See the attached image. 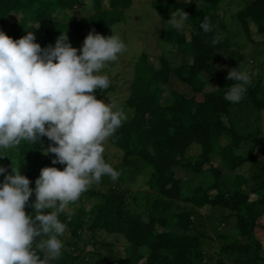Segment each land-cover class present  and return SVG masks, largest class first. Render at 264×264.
Returning <instances> with one entry per match:
<instances>
[{
	"label": "trees",
	"instance_id": "trees-1",
	"mask_svg": "<svg viewBox=\"0 0 264 264\" xmlns=\"http://www.w3.org/2000/svg\"><path fill=\"white\" fill-rule=\"evenodd\" d=\"M150 1L164 19L160 36L171 46L177 64L166 54L157 61L148 53L141 55L126 100L133 115L112 136L123 164L131 168L138 161L148 168L147 190L132 195L121 186L105 189L110 180L104 177L99 182L103 187L92 183L70 209L59 213L67 225L61 237L65 247L51 264H264V243L258 236L264 230V133L241 130L235 115L239 103L224 98L225 87L233 81L216 65L230 47L221 0ZM133 3L0 0V30L13 39L34 32L42 48L54 46L61 32H68L71 44L81 49L92 30L108 36ZM80 10L89 23L78 18ZM183 11L193 27L177 30L169 19ZM18 14L21 19L10 22ZM236 17L250 41L252 23L264 35V0H252ZM204 22L209 24L207 32L201 27ZM239 61L235 59L233 67L242 70ZM256 70L258 81L247 88L242 103L253 106L250 114L255 113L259 122L264 121V61ZM203 74L218 86L204 91ZM174 75L192 88V96L171 87ZM104 91L95 90L97 99ZM200 93L204 100H198ZM50 144L55 146L46 136L21 141L3 150L0 166L20 169L34 189L41 169L55 157L45 154ZM56 166L63 170L66 165ZM114 168L121 182L122 173ZM181 170L207 173L210 178L192 187L179 176ZM4 176L0 174V183ZM190 189V195L185 194ZM253 194L260 198L252 200ZM34 200L35 195L29 203ZM206 207L210 212L202 211ZM25 211L34 212L27 205ZM99 233L124 238V246L98 238Z\"/></svg>",
	"mask_w": 264,
	"mask_h": 264
},
{
	"label": "clouds",
	"instance_id": "clouds-1",
	"mask_svg": "<svg viewBox=\"0 0 264 264\" xmlns=\"http://www.w3.org/2000/svg\"><path fill=\"white\" fill-rule=\"evenodd\" d=\"M186 11L170 16L182 30ZM203 31L209 24H201ZM126 51L125 42L114 33L105 36L92 30L77 49L61 32L55 45L42 48L34 32L13 39L0 30V157L3 150L21 141L35 142L46 136L45 154H55L54 166L41 169L30 187L29 178L14 166L0 183V264H51L63 254L61 237L67 230L59 213L77 202L94 182L119 172L105 158V142L127 120L113 103L97 99L95 90H107L110 78L103 70ZM230 69L225 99L239 103L250 76ZM214 87V86H213ZM7 169L0 166V174ZM35 200L29 203L30 197ZM26 205L34 210L26 213ZM50 209L45 214L40 211ZM39 237V239H36ZM39 253H43L41 256Z\"/></svg>",
	"mask_w": 264,
	"mask_h": 264
},
{
	"label": "rangeland",
	"instance_id": "rangeland-1",
	"mask_svg": "<svg viewBox=\"0 0 264 264\" xmlns=\"http://www.w3.org/2000/svg\"><path fill=\"white\" fill-rule=\"evenodd\" d=\"M91 2L92 0H86ZM107 3V0H105ZM252 0H221L220 8L226 14V22L228 24V30L226 35L230 44L228 54H222L219 60L216 61L217 67L220 71L228 73L230 69H233V62L235 59L239 58V65L243 71H246L250 76V83L246 85L247 88L250 86H255L258 81V71L256 70V65L264 61V35L258 32L257 27L252 23V37L253 41H250L246 33L244 32L243 26L238 21L236 15L239 11L243 10ZM68 14L72 15L71 12ZM79 19L85 20L89 23L88 15L85 11H78L76 14ZM125 18L122 22L116 23L112 26L109 31V35L113 33L118 35L126 44V51L121 54L117 61L111 62L106 65L104 72L109 75L110 86L105 90L101 97L98 99L103 100L105 103H113L117 108H122L127 114V120L132 117L133 110L128 107L126 100L129 96V87L132 80L135 78V66L136 62L139 60L143 53H148L154 57L153 61H157V56L166 54L169 58H175L172 53L171 46L165 42L161 36V30L164 26V19L158 13L154 5L150 0H134L132 6H130L124 13ZM62 17V16H61ZM69 18V17H68ZM19 21L21 15H14L10 22L13 20ZM186 27L192 28L193 26L189 23H185ZM38 36L41 35L38 31ZM228 34V35H227ZM69 38V33L66 32ZM108 35V36H109ZM175 60V59H174ZM175 63L177 64L176 60ZM206 79L204 91H211L218 86L216 81L210 80L207 74H203ZM264 77V75H263ZM171 87L177 91L183 93L186 96H192L194 91L192 88L180 80L177 76H173L170 81ZM114 85V86H113ZM214 86V87H213ZM243 99V98H242ZM198 100H204V93L198 94ZM243 100L239 102L236 106L237 111V124L240 126L241 130H261L264 133V121L256 119L258 116L250 114V110L253 108L252 105L242 103ZM257 116V117H256ZM126 120V121H127ZM125 121V122H126ZM257 127V128H256ZM105 158L106 161L114 166L119 167L120 173H122L123 179L120 181H113L109 176H104L110 180L105 189L110 185H116L118 187L128 188L131 194L134 195L138 192L145 193L147 190L146 182L149 177L148 168L143 166L141 162L135 161L134 166L129 168L123 164V155L115 144L112 142V137L105 142ZM53 159V158H52ZM3 166L7 169L5 175L12 173L11 166L4 163ZM48 166L57 167L56 164H49ZM179 176H181L185 182L190 183L192 187L204 181H208L210 178L209 174H198L192 171H179ZM204 175V177H203ZM100 182V181H99ZM95 182V186L103 187V182L99 184ZM191 189L185 191V194L190 195ZM252 200L260 198V195L253 194ZM71 206L68 205L65 209H70ZM47 214L50 209L40 210ZM204 213L210 212L209 207L202 209ZM231 226L235 224V220H230ZM208 229L211 230V224L213 225V220L208 222ZM226 228H231L230 224ZM225 229V228H224ZM259 238L264 243V230L259 233ZM98 238L105 239L106 241L114 242L117 246H124V238H118L115 235H108L106 233H99ZM36 239H39L37 237ZM86 240L89 241V236L86 235Z\"/></svg>",
	"mask_w": 264,
	"mask_h": 264
}]
</instances>
